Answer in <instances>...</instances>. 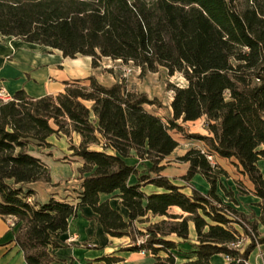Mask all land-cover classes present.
I'll return each mask as SVG.
<instances>
[{
  "label": "trees",
  "instance_id": "16d2710c",
  "mask_svg": "<svg viewBox=\"0 0 264 264\" xmlns=\"http://www.w3.org/2000/svg\"><path fill=\"white\" fill-rule=\"evenodd\" d=\"M0 37L55 49L65 58L91 57L93 67L110 58L133 63L142 75L165 68L169 76L179 73L185 80L172 86L168 123L146 109L156 100L124 83L106 86L95 76L67 82L56 96L35 98L19 90L7 101L0 99V216L15 219L16 243L28 264L54 262L49 248H60L57 239L83 207L98 214L112 237L128 236L134 243L147 236L144 245L128 250L151 251L154 264H176L177 245L165 238L188 240L190 223L198 241L191 264H211L215 255L247 264L264 245L257 233L259 224L264 227V175L258 167L264 159V0H0ZM202 118L210 135L189 138L204 142L206 150L191 149L178 160L190 165L186 182L200 174L211 189L206 195L193 189L188 196L160 174V165L179 147L171 131L182 133L184 124ZM71 133L81 138L71 149L83 162L80 202L35 203L28 186L51 184L52 176L30 147L50 148L51 136ZM133 152L152 163L155 177H140L126 162ZM207 155L233 160L249 179L260 199L258 222L223 203L217 182L225 172ZM132 176H139L138 184H130ZM143 183L164 192L148 195ZM116 192L129 221L101 200ZM173 207L187 216L169 215ZM149 214L170 221L152 224L146 233L136 229ZM163 225L170 226L167 232ZM235 225L250 241L242 248L234 246L241 241Z\"/></svg>",
  "mask_w": 264,
  "mask_h": 264
},
{
  "label": "crops",
  "instance_id": "0c3cea01",
  "mask_svg": "<svg viewBox=\"0 0 264 264\" xmlns=\"http://www.w3.org/2000/svg\"><path fill=\"white\" fill-rule=\"evenodd\" d=\"M13 52H15L13 59L7 61V58L12 56ZM68 60L77 62L76 59L65 58L62 52L55 49L29 44L14 37H0V89L9 96L14 95L19 90H25L30 96L35 98L49 95L56 96L64 92L67 82L84 78L79 76L69 77L70 74H75L78 71L79 65L68 63ZM200 121L201 131H196L200 132L196 134L209 136L208 130L205 129V118L186 124H196ZM179 136L182 135L179 134ZM175 139L179 142V147L161 163L160 166H164V169L160 174L167 177L176 186L181 187V191L188 196L192 195L193 189L204 195L208 194L211 186L200 174H197L190 182H186L183 179L187 175L190 165L178 160L191 149L205 151V143L192 138L185 140V143H182L180 138L177 139L175 137ZM56 141L55 135L48 139L51 149L54 148ZM181 145H185L187 149L183 153H177ZM47 150L50 152V149ZM97 150L100 149L97 148ZM34 155L40 157L50 167L52 183L39 182L29 185L28 188L35 191L32 200L35 203L44 204L54 198L58 201L77 205L83 192V179L79 173V169L83 166L82 160L78 157H73L78 160V165L80 166L78 168L79 180L77 181L79 183L77 186L72 187L70 183L66 184L63 181L57 168L49 164V161L45 160L42 155ZM49 155H51L49 158L53 157V153H49ZM215 160L227 174V176H223L222 181L218 180L217 182V195L223 199L225 192L232 190L237 202L234 208L246 216H251L248 215L249 212L245 206L246 200H252V204L256 206H251L250 212L252 214L256 213V218L252 217L258 222V217L262 214V210L260 213L257 211L260 209V199L254 195L252 183L241 173V169L236 166L233 160L219 156H215ZM126 162L137 167L140 177L144 175L155 177V174L151 172L152 163L148 160H140L135 152L131 154L130 158L126 159ZM259 163L260 167L264 166V161L260 160ZM237 169L240 173L236 172ZM261 171L264 173L263 168ZM138 178L139 176H132L130 184H138ZM142 185V191L148 195L164 192L163 189L153 185L146 183ZM242 185L248 194H240L238 188L242 189ZM117 195H119V192L112 195H102L101 200L102 202L108 201L110 206L118 211L125 221H129V211L121 204V199ZM143 220L144 222L135 223V227L140 231H143L140 226L158 223L162 218L149 214ZM147 220L150 221L148 222ZM14 224L15 219H4L0 216V264H28L24 252L16 243L18 227ZM165 239L177 245L176 249L172 251L176 255V264L197 260L194 252L197 250L198 241L194 224H190L188 240H182L174 234L167 236ZM57 243L60 248H49V253L54 258L52 264H107V262L101 260L104 257L117 259L113 264H154L156 262L152 256H142L139 252L128 250L132 246L130 237L117 238L106 234L99 222L98 214L90 207L81 208L77 216L70 219L67 232L59 236ZM164 253L163 251L160 252V256L166 257L167 254ZM248 262L249 264H264V245L256 247L251 253ZM210 263L230 264L231 262L222 255H215L211 258Z\"/></svg>",
  "mask_w": 264,
  "mask_h": 264
},
{
  "label": "rangeland",
  "instance_id": "374dc122",
  "mask_svg": "<svg viewBox=\"0 0 264 264\" xmlns=\"http://www.w3.org/2000/svg\"><path fill=\"white\" fill-rule=\"evenodd\" d=\"M14 53L15 52H13L12 56L7 58V61L13 59ZM76 60L77 62L75 60H68V63H76L77 65H79L78 71L76 70L77 72H75V74L74 73L70 74L69 75L70 78L79 76V77H84L82 79H85L89 77L88 75H90V76H95L100 83L106 86H110L117 82L124 83L130 91L139 94H145L149 97V99L157 101L156 105L146 106V109L149 112H152L157 116H159L160 118H162V120L165 123H168V120L172 117V111L170 107L174 98V90L172 86H182L185 84L184 78L179 73L175 74L174 76H169L165 68H159L158 71L155 73L149 72L146 73L145 75H142L141 70L131 62L126 63L120 60L114 61L110 58H102L98 60L97 62L98 66L93 67L91 57L78 56ZM12 96L13 95L10 96L8 95L9 98L7 100H9ZM92 119L94 120L95 118L92 117ZM200 125H201V121L197 122L196 124L193 123L185 124L183 125L184 132L180 133L177 131H171V134L173 135L174 138L175 137L177 139L180 138V140H182V143H185V140L189 138V135L200 133V132H196V131H201ZM179 134H181L182 136H179ZM79 137L80 136L76 133H71L69 136L65 134L55 135V139L57 141L55 142L54 148L52 149L45 147L38 148L35 146H31L30 152L36 155L38 154L42 155V157L45 158V160L49 161V164L57 168L58 173L62 176L63 181L66 184L70 183L72 187H75L79 183L77 181L79 180L78 168L80 165H78V160H75L73 158L74 156L72 155L71 149L72 146H79L81 144V140L79 141ZM92 148L96 150L98 148L101 150L100 147L94 146ZM47 149H50V152ZM186 149L187 147L185 145H181L177 153H183ZM49 153H53L52 158H49L51 156L49 155ZM261 161H264V159H262ZM258 167L260 171L262 168L264 169V166L260 167V163H258ZM219 168L222 169L221 167ZM236 172L240 173L238 169ZM262 174L264 175L263 172ZM223 176H227V174L220 175L219 181H222V179L224 178ZM241 187L242 189L238 188L240 194H248L245 190V187L243 185ZM224 196H225L223 197L224 200L222 199L223 203L228 207H231L232 210L239 212L234 208V205L237 203L234 192L230 190L228 194L225 192ZM245 206L248 209L249 212L248 215H251V216H247L249 218V221L256 222V220H254L252 217L254 216L256 218V213L254 212V214H252L250 212L251 206H256V205L252 204V200L249 199L246 200ZM261 210L262 209L260 207V209H258L257 211L260 213ZM169 215L187 216L178 207L171 208L169 210ZM161 218L162 220H160L159 222H162L164 220L170 221L169 217H161ZM147 221L149 222L150 220ZM150 225L152 224H147L146 226L143 227L140 226L143 229L142 232L145 233V231H147V228ZM169 227H170L169 225H163L162 229L163 231L167 232ZM235 227L241 233V241H243V245H247L248 243H250L249 239H247V237L245 236L244 231L238 225H235ZM257 233L261 237L264 236V229L261 224H259L258 226ZM186 263H190V262H185L184 264ZM247 264H249V262H247Z\"/></svg>",
  "mask_w": 264,
  "mask_h": 264
},
{
  "label": "built area",
  "instance_id": "2783aa9c",
  "mask_svg": "<svg viewBox=\"0 0 264 264\" xmlns=\"http://www.w3.org/2000/svg\"><path fill=\"white\" fill-rule=\"evenodd\" d=\"M0 98H2V100L4 101H7V99L9 98L8 95L6 93H4L2 90H0ZM209 161L211 162V164L213 166H215L217 164L216 160H215V156L214 155H207ZM146 233V231H145ZM147 236L145 237H142V238H137L136 242L132 243L133 245H136L138 247H141L142 245L145 244L146 240H147ZM236 248H242L244 247L245 245H243V241H239L236 245H234ZM139 253L142 255V256H152L153 257V254L151 251L149 250H146V249H142L139 251ZM230 261V260H229ZM186 264H191L190 263H186ZM232 264V263H231Z\"/></svg>",
  "mask_w": 264,
  "mask_h": 264
}]
</instances>
